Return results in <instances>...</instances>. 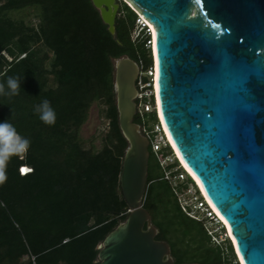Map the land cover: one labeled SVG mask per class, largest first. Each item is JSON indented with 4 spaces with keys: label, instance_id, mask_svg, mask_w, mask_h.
<instances>
[{
    "label": "trees",
    "instance_id": "obj_1",
    "mask_svg": "<svg viewBox=\"0 0 264 264\" xmlns=\"http://www.w3.org/2000/svg\"><path fill=\"white\" fill-rule=\"evenodd\" d=\"M119 2L113 35L92 0H0V83L6 86L9 76L21 83L19 95L0 94V123L8 120L30 140L26 153L10 158L0 185V264H98V245L127 218L119 176L128 142L113 60L128 56L143 71L154 62L151 35L138 31L140 16ZM25 9H34L38 22L12 16ZM44 99L55 110L54 125L35 111ZM143 100L154 103L153 96ZM96 102L108 122L101 148L81 134ZM134 121L151 129L159 120L152 111ZM149 150L144 207L175 264H240L230 239L214 243L204 222L181 208L165 177L177 162L160 160L172 150ZM22 166L32 170L22 174Z\"/></svg>",
    "mask_w": 264,
    "mask_h": 264
},
{
    "label": "water",
    "instance_id": "obj_2",
    "mask_svg": "<svg viewBox=\"0 0 264 264\" xmlns=\"http://www.w3.org/2000/svg\"><path fill=\"white\" fill-rule=\"evenodd\" d=\"M123 1L154 28L158 120L223 219L239 263L264 264V0ZM92 2L115 35L119 0ZM113 63L128 215L98 245L97 262L175 264L144 207L150 141L134 121L141 66L128 56Z\"/></svg>",
    "mask_w": 264,
    "mask_h": 264
},
{
    "label": "built area",
    "instance_id": "obj_3",
    "mask_svg": "<svg viewBox=\"0 0 264 264\" xmlns=\"http://www.w3.org/2000/svg\"><path fill=\"white\" fill-rule=\"evenodd\" d=\"M138 22L141 25L140 29L145 28L147 33L150 34L152 38V32L145 21L142 18H139ZM152 42V40L148 41V45L151 47V49ZM148 71L151 77V82L147 83L148 87H150L149 95L146 94V91H142L139 88V85L143 82L142 72L139 79L137 80V87L139 89L138 99L144 98L145 96H153L154 103L145 101V103L142 105V103L138 102L137 100V113L143 116L145 112L155 111L158 117L157 102L155 99L154 90L155 66L151 67ZM141 128L143 134L149 139L150 146L154 152L160 153L165 148H170L172 150L170 155L162 157L160 154V160L163 166H168L169 164L177 162V166L173 170L166 171L165 177L171 182L183 211L186 212L190 217L204 222L208 234L211 236L214 243L222 244L226 240L230 239L223 219L206 199L193 174L181 163L179 158H177L173 145L168 138L166 130L161 121H158V123L154 124V127L151 129L145 125L141 126ZM22 169H27V172L32 170L27 166H22V174L27 173L22 172Z\"/></svg>",
    "mask_w": 264,
    "mask_h": 264
},
{
    "label": "clouds",
    "instance_id": "obj_4",
    "mask_svg": "<svg viewBox=\"0 0 264 264\" xmlns=\"http://www.w3.org/2000/svg\"><path fill=\"white\" fill-rule=\"evenodd\" d=\"M20 88V78L18 76H9L6 86L0 83V94L8 97L19 95ZM35 111L45 124H55L56 113L51 107L49 100L44 99L40 104L36 105ZM29 146L30 140L19 135L16 128L8 120L0 123V185L7 180L6 167L10 158L23 155L28 151Z\"/></svg>",
    "mask_w": 264,
    "mask_h": 264
},
{
    "label": "rangeland",
    "instance_id": "obj_5",
    "mask_svg": "<svg viewBox=\"0 0 264 264\" xmlns=\"http://www.w3.org/2000/svg\"><path fill=\"white\" fill-rule=\"evenodd\" d=\"M120 3V2H119ZM120 10V9H119ZM35 10L34 9H25L22 11H16L12 13V16L15 18H22L26 17L27 20H33V22H38V19L34 16ZM139 24V22H138ZM140 28H138V31ZM144 76H148L151 80L149 71H143ZM148 87V84H142L139 85L140 90L146 91V94L149 95V89H146ZM142 105L145 103L143 98L137 99ZM103 109V105L99 103H94L90 109V114L87 122L83 125L81 134L84 139L91 140L94 138L95 144L98 148H101L102 145V135L103 133L108 129V122L104 118L103 113L101 112Z\"/></svg>",
    "mask_w": 264,
    "mask_h": 264
},
{
    "label": "bare ground",
    "instance_id": "obj_6",
    "mask_svg": "<svg viewBox=\"0 0 264 264\" xmlns=\"http://www.w3.org/2000/svg\"><path fill=\"white\" fill-rule=\"evenodd\" d=\"M146 22L147 23H149L147 20H146ZM150 24V23H149ZM150 26H151V29H152V35H153V43H154V28H153V26L150 24ZM156 77H157V66H156V63H155V71H154V87H155V90H156V88H157V84H156ZM156 102H157V111H158V114L160 115V112H159V104H158V99H157V96H156ZM161 123L163 124V122H162V120H161ZM163 126H164V124H163ZM164 128H165V126H164ZM166 130V129H165ZM166 133H167V136H168V138L170 139V141H171V143H172V145H173V148H174V144H173V141L171 140V138H170V136H169V134H168V132L166 131ZM175 150V149H174ZM175 152H176V155H177V158H179V160L181 161V163L189 170V168L185 165V163H184V161L182 160V158H181V156L179 155V153H178V151L177 150H175ZM190 171V170H189ZM191 172V171H190ZM192 173V172H191ZM194 176V175H193ZM195 179H196V181H197V183H198V180H197V178L195 177ZM199 184V183H198ZM199 187H200V185H199ZM201 189V188H200ZM201 191H202V189H201Z\"/></svg>",
    "mask_w": 264,
    "mask_h": 264
},
{
    "label": "snow or ice",
    "instance_id": "obj_7",
    "mask_svg": "<svg viewBox=\"0 0 264 264\" xmlns=\"http://www.w3.org/2000/svg\"><path fill=\"white\" fill-rule=\"evenodd\" d=\"M28 170L27 169H22V172H27Z\"/></svg>",
    "mask_w": 264,
    "mask_h": 264
}]
</instances>
